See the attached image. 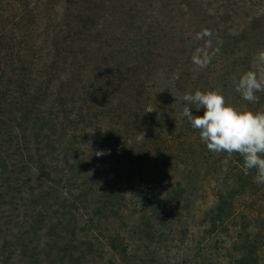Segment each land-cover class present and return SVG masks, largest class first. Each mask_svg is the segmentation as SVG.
Returning a JSON list of instances; mask_svg holds the SVG:
<instances>
[{"label":"rangeland","instance_id":"rangeland-1","mask_svg":"<svg viewBox=\"0 0 264 264\" xmlns=\"http://www.w3.org/2000/svg\"><path fill=\"white\" fill-rule=\"evenodd\" d=\"M119 1L0 0L20 91L32 78L45 89L43 105H33L37 122L59 117V93L68 104L63 123L81 130L77 150L35 141L24 162L15 156L23 144L11 140L13 166L0 171V264H231L238 235L253 240L264 264V184L254 182L255 169L245 174L238 153L209 151L182 116L183 95L197 89L264 111V92L250 104L233 83L264 49V0ZM195 55L209 58L205 66ZM122 65L136 71L132 93L115 84ZM70 80L75 92L62 93ZM115 126L120 138L109 147ZM219 196L234 215L228 232L209 223ZM116 234L126 257L105 246Z\"/></svg>","mask_w":264,"mask_h":264},{"label":"trees","instance_id":"trees-1","mask_svg":"<svg viewBox=\"0 0 264 264\" xmlns=\"http://www.w3.org/2000/svg\"><path fill=\"white\" fill-rule=\"evenodd\" d=\"M5 41V34L0 33V123L3 124L2 128H4L0 130V151L3 149L2 152H0V171H8L13 166L12 163L14 157H12L10 151L11 147L9 146L11 140L14 138H16L18 141L20 140V142L23 144V147L18 148L15 154L16 160L21 162H24L25 157L31 156V148L35 141L38 144L37 147L40 149L53 148V150H56L57 148L60 153H63L67 147L71 146L74 148V150H77V145L81 144L79 135L81 130L76 128L72 123H63L64 119L69 120L68 114L64 112L65 107L68 105L67 100L65 99L66 97H60L61 95H59V93H55L58 96L55 100V108L57 109L56 112L58 113L59 117L50 116V118L53 120L51 123H48V118L38 117V121H40V123L37 122L36 112L33 111V105L36 103L35 100L39 98V104L43 105L41 92H45L44 86L41 84L40 87H38L35 83V78H32L30 79L31 83L27 85L29 90L28 93L20 91L19 87L21 84H17L19 75L11 70V66L15 59H10L12 53L10 54L8 52V43ZM19 56L20 51H17L16 57ZM134 66H136V64ZM122 67L123 65L121 68ZM138 67L139 64H137L136 69ZM122 70L123 73L121 76L117 74L115 84L120 82L121 88H123L122 91H130V93H132L134 83L132 82L133 77L132 73L130 72L134 70H127L126 68H122ZM66 72L72 74L71 67H69ZM134 72L136 73V71ZM80 77L83 80L81 73ZM68 79L74 78L71 77ZM36 81L38 82V80ZM113 86L115 87V85ZM75 90L76 89L73 87V81L70 80V82L67 83V89L62 91V93L66 92L67 94H70L72 92L74 93ZM85 105L86 103H84L82 112L79 113L80 118L84 117L85 109L87 108ZM91 106H95V104L93 103ZM85 116L91 117L93 114L89 111L85 114ZM20 118H22L23 121H20ZM99 118V112L96 110L94 117L91 119L98 120ZM5 120H7L6 123ZM23 125L24 129L22 130ZM115 134L118 135L117 139H119L120 127L115 126L113 129L110 127L107 130L105 138L108 140L107 144L109 147ZM176 189L183 190L179 184L178 188ZM120 192L121 191L117 189L116 193L119 196H122ZM145 194L149 198L153 197L150 192L143 193V195ZM217 200V206L211 210L209 223L212 226V231L214 232H217L220 229H225L228 232L231 228L230 223L227 222L228 216L234 215L233 213H230V210H228L226 207L224 197L219 196ZM115 214L117 215L119 213L116 212ZM147 228L148 226L143 224L142 230L144 231ZM91 229L97 231L98 224L93 225ZM111 235V238L105 242V246L107 245L108 249L113 254L126 257L127 245L124 238L120 237L118 234L114 235L113 237ZM234 242L237 243L238 249L236 251V255L231 259V264H258L259 247L254 244L251 238L238 235L234 237Z\"/></svg>","mask_w":264,"mask_h":264},{"label":"clouds","instance_id":"clouds-1","mask_svg":"<svg viewBox=\"0 0 264 264\" xmlns=\"http://www.w3.org/2000/svg\"><path fill=\"white\" fill-rule=\"evenodd\" d=\"M207 59L199 55L193 61L200 67ZM234 88L243 100L258 103V92H264V49L259 50L253 60V70L233 77ZM185 106L182 116L192 129L199 131L200 140L214 153H238L243 158L242 170L248 174L255 169L254 182L264 184V111H252L246 107L236 108L229 104L219 90L186 92L182 97ZM194 105L203 115H193L188 105ZM151 108L147 112H152ZM138 139H144L143 134ZM103 153H96L102 155Z\"/></svg>","mask_w":264,"mask_h":264}]
</instances>
